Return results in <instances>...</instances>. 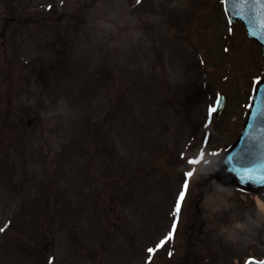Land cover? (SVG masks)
<instances>
[{"label":"rangeland","instance_id":"obj_1","mask_svg":"<svg viewBox=\"0 0 264 264\" xmlns=\"http://www.w3.org/2000/svg\"><path fill=\"white\" fill-rule=\"evenodd\" d=\"M204 1L0 0V264H188L192 243L201 264L264 254V195L206 181L261 55L235 32L224 51ZM196 9L210 30L187 21Z\"/></svg>","mask_w":264,"mask_h":264},{"label":"water","instance_id":"obj_2","mask_svg":"<svg viewBox=\"0 0 264 264\" xmlns=\"http://www.w3.org/2000/svg\"><path fill=\"white\" fill-rule=\"evenodd\" d=\"M230 16L240 18L249 34L262 44L264 49V0H226ZM264 133V80L258 85L247 126L236 145L212 168L210 176L223 185H241L228 171L246 160L250 149L258 148ZM244 187H248L243 185Z\"/></svg>","mask_w":264,"mask_h":264},{"label":"snow or ice","instance_id":"obj_3","mask_svg":"<svg viewBox=\"0 0 264 264\" xmlns=\"http://www.w3.org/2000/svg\"><path fill=\"white\" fill-rule=\"evenodd\" d=\"M219 99V98H218ZM216 109L215 108H210L209 109V113L211 114L212 112H215ZM192 173H186V176H191ZM188 187V180L185 179L184 181V186H183V189L179 192V195L176 199V202H175V208H174V213L178 216L179 213L181 212V203L184 199V196H185V191L184 189H186ZM7 225H5V227L3 228H0V233L4 232L5 229H6ZM177 227V222L176 220L174 219L173 220V223H172V230L174 231ZM172 236V232L170 231L169 234H168V237L165 238V240H168L170 239ZM165 240H162L160 241V243L157 245V248H159L161 245H163L165 243ZM148 251L151 253L153 251V249H148ZM261 264H264V261L261 262Z\"/></svg>","mask_w":264,"mask_h":264},{"label":"bare ground","instance_id":"obj_4","mask_svg":"<svg viewBox=\"0 0 264 264\" xmlns=\"http://www.w3.org/2000/svg\"><path fill=\"white\" fill-rule=\"evenodd\" d=\"M259 204H261V201H259Z\"/></svg>","mask_w":264,"mask_h":264}]
</instances>
